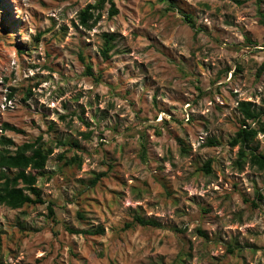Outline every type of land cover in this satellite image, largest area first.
<instances>
[{"label": "rangeland", "instance_id": "rangeland-1", "mask_svg": "<svg viewBox=\"0 0 264 264\" xmlns=\"http://www.w3.org/2000/svg\"><path fill=\"white\" fill-rule=\"evenodd\" d=\"M97 1L0 0V139L53 149L45 202L0 205V264H264V171L229 144L240 101L264 111V0H113L83 26Z\"/></svg>", "mask_w": 264, "mask_h": 264}, {"label": "trees", "instance_id": "trees-1", "mask_svg": "<svg viewBox=\"0 0 264 264\" xmlns=\"http://www.w3.org/2000/svg\"><path fill=\"white\" fill-rule=\"evenodd\" d=\"M167 3V9L173 10L177 7L176 0H160ZM258 3L262 0H257ZM110 3L109 15L112 17L118 14V9L115 6L113 0H98L96 3H89L79 13L80 23L85 27H92L101 17V10L105 7V4ZM100 11L97 14L96 11ZM259 15L261 21L264 23V13L259 8ZM185 19L191 26H195L192 16L185 14ZM42 33L38 34L41 37ZM103 46L100 53L103 59L108 60L111 57V52L114 49V42L117 35L114 32H104L102 34ZM80 59L85 63V75L95 76L91 63L87 62L84 55L80 54ZM264 69V63L261 66V71ZM238 108L242 115L241 124L232 138L229 140V144L232 147H239L238 158L236 164L239 167H243L246 162H249L251 166L256 167L260 171H264V152L258 150V147L254 145L260 133H264V121H262L263 110L255 107L253 102L249 100H242L239 102ZM5 129L20 131L15 126L5 123ZM89 137V133H84ZM183 143V142H182ZM219 142L215 138L209 139V145H217ZM72 144L79 146L77 141H73ZM15 142L12 138L2 135L0 139V205H6L11 208H21L27 204L44 203L45 200L42 197V191L38 187V177L45 174V168L48 160L53 153L51 146H47L41 141V137L35 141L24 142L12 148ZM184 149V147H183ZM64 157V156H62ZM66 163H77L80 165L81 158L78 155L72 156ZM206 173L212 172V159H208L202 168ZM104 173L98 174L91 180L93 185L97 184L100 177ZM254 206L257 205L256 201H252ZM51 213H54L52 207H49ZM142 226L162 227L160 221L154 218H146L140 214L134 215V222ZM133 224L127 223L126 227H130ZM70 232L73 233H87V234H100L103 233L101 226L95 229L78 230L72 227H67ZM198 232L205 236V232L198 229ZM228 250L233 253L232 246L228 247Z\"/></svg>", "mask_w": 264, "mask_h": 264}]
</instances>
